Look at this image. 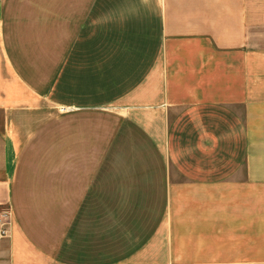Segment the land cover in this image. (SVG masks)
I'll list each match as a JSON object with an SVG mask.
<instances>
[{"label": "crops", "instance_id": "obj_1", "mask_svg": "<svg viewBox=\"0 0 264 264\" xmlns=\"http://www.w3.org/2000/svg\"><path fill=\"white\" fill-rule=\"evenodd\" d=\"M0 264H262L264 0H0Z\"/></svg>", "mask_w": 264, "mask_h": 264}, {"label": "built area", "instance_id": "obj_2", "mask_svg": "<svg viewBox=\"0 0 264 264\" xmlns=\"http://www.w3.org/2000/svg\"><path fill=\"white\" fill-rule=\"evenodd\" d=\"M7 233V230L4 228L0 230V241L7 236Z\"/></svg>", "mask_w": 264, "mask_h": 264}, {"label": "rangeland", "instance_id": "obj_3", "mask_svg": "<svg viewBox=\"0 0 264 264\" xmlns=\"http://www.w3.org/2000/svg\"><path fill=\"white\" fill-rule=\"evenodd\" d=\"M262 244H264V242H262ZM262 251H264V250H262ZM261 260L264 261V254H262ZM262 264H264V263H262Z\"/></svg>", "mask_w": 264, "mask_h": 264}]
</instances>
